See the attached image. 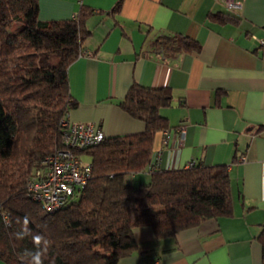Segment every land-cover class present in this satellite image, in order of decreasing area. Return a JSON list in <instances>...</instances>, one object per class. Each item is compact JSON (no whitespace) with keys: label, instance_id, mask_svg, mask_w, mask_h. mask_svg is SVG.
I'll list each match as a JSON object with an SVG mask.
<instances>
[{"label":"trees","instance_id":"1","mask_svg":"<svg viewBox=\"0 0 264 264\" xmlns=\"http://www.w3.org/2000/svg\"><path fill=\"white\" fill-rule=\"evenodd\" d=\"M119 0L112 12H118ZM40 0H0V261L25 264L20 254L35 251L46 238L44 264H119L144 253L135 232L152 230L157 240L173 238L203 222L234 214L227 165L159 169L148 183L131 176L149 170L157 138L170 130L161 114L173 103L169 87L133 84L119 103L142 121L141 133L107 137L78 153L91 156L92 176L67 206L51 214L28 190L43 160L65 147V128L79 102L71 93L69 68L85 53L95 11L82 6L70 20L42 21ZM212 22L238 24L230 13ZM155 51L166 57L198 54L202 44L184 36H163ZM261 130L264 129L262 125ZM188 165V164H187ZM27 222L25 223V219ZM24 233L17 238L15 233ZM264 262V227L258 236Z\"/></svg>","mask_w":264,"mask_h":264},{"label":"crops","instance_id":"2","mask_svg":"<svg viewBox=\"0 0 264 264\" xmlns=\"http://www.w3.org/2000/svg\"><path fill=\"white\" fill-rule=\"evenodd\" d=\"M118 1L40 0L42 21L73 19L84 5L95 11L84 42L94 56H80L69 68L79 102L69 121L93 123L107 137L141 133L145 124L119 103L135 83L171 88L172 106L161 111L170 122L169 138L160 134L155 150L162 152L161 169H183L191 161L227 165L234 205L232 217L166 240L136 230L146 252L119 264H264L257 239L264 227V0H233L240 7L222 0H123L114 13ZM215 13L240 22H212ZM169 35L191 37L202 50L166 57L154 42ZM182 124L183 140L177 134ZM241 156L246 160L238 161ZM150 178L148 170L130 179L136 186Z\"/></svg>","mask_w":264,"mask_h":264},{"label":"built area","instance_id":"3","mask_svg":"<svg viewBox=\"0 0 264 264\" xmlns=\"http://www.w3.org/2000/svg\"><path fill=\"white\" fill-rule=\"evenodd\" d=\"M228 7H240L233 0H222ZM264 44V42H262ZM91 56V52H85L81 56ZM65 128V147L43 160L41 166L32 174L28 182L29 195L41 203L44 209L51 213H57L67 206L78 193L84 189L93 172L91 162L82 159L79 151L87 150L100 143L104 134L93 123L70 122L69 118L63 122ZM186 124H182L177 134L183 140L186 134ZM165 142L169 138V130L164 131ZM161 150L155 152L149 171L153 172L161 168ZM241 156L238 161H245ZM196 165L195 161L188 163L187 168Z\"/></svg>","mask_w":264,"mask_h":264},{"label":"clouds","instance_id":"4","mask_svg":"<svg viewBox=\"0 0 264 264\" xmlns=\"http://www.w3.org/2000/svg\"><path fill=\"white\" fill-rule=\"evenodd\" d=\"M25 223L27 222V218L25 217ZM17 238H23L24 233L18 232L15 233ZM34 240L40 241V245L37 247L35 251L25 249L21 254V260L25 261V264H44V248L43 245L47 243V240L42 235H37L34 237Z\"/></svg>","mask_w":264,"mask_h":264},{"label":"rangeland","instance_id":"5","mask_svg":"<svg viewBox=\"0 0 264 264\" xmlns=\"http://www.w3.org/2000/svg\"><path fill=\"white\" fill-rule=\"evenodd\" d=\"M82 159H83L84 161H86V162H90V161H91V156L86 155V154H83ZM135 185H136V184H135ZM136 186H138V185H136ZM4 264H5V263H4Z\"/></svg>","mask_w":264,"mask_h":264}]
</instances>
